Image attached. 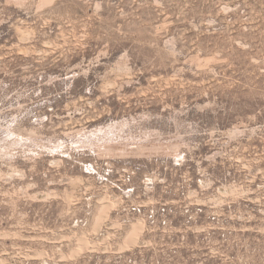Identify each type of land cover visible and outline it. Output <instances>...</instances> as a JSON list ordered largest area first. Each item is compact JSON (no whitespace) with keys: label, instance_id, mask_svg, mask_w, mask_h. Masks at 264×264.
<instances>
[{"label":"rangeland","instance_id":"374dc122","mask_svg":"<svg viewBox=\"0 0 264 264\" xmlns=\"http://www.w3.org/2000/svg\"><path fill=\"white\" fill-rule=\"evenodd\" d=\"M0 264H264V0H0Z\"/></svg>","mask_w":264,"mask_h":264},{"label":"bare ground","instance_id":"6f19581e","mask_svg":"<svg viewBox=\"0 0 264 264\" xmlns=\"http://www.w3.org/2000/svg\"><path fill=\"white\" fill-rule=\"evenodd\" d=\"M141 225L139 224H135L132 226V229L129 233L130 237L133 239V237L139 232V230L141 229Z\"/></svg>","mask_w":264,"mask_h":264}]
</instances>
